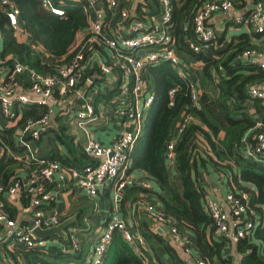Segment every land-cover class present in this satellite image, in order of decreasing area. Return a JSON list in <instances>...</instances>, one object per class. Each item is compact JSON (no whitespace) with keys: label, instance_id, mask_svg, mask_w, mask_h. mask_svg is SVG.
<instances>
[{"label":"built area","instance_id":"built-area-1","mask_svg":"<svg viewBox=\"0 0 264 264\" xmlns=\"http://www.w3.org/2000/svg\"><path fill=\"white\" fill-rule=\"evenodd\" d=\"M68 2L84 6L89 27L78 35L71 50L72 57L61 63L54 73L45 74L18 59L4 57V35L0 30V128L15 127L17 141L23 147V154L18 155L0 141V158L6 152L18 160L25 159L28 164L32 159H38L37 168L27 178L12 177L8 188L0 185V264H18L5 250L4 239L12 244L39 249L57 250L55 245L60 247L59 251H66L63 238L67 236L74 250L79 249L82 229L72 224L73 217H67V214L50 206L54 200L52 185L58 183V186L65 188L70 182L84 191L86 199L92 204L91 213H96L99 209V191L109 193L112 201L104 228L90 246L86 259L79 264H103L116 230L121 231L137 251L146 246V241L137 228L142 210L155 219V229L164 234L192 264H209L194 251L190 235L172 223L147 196L142 195L130 204L127 217L122 210L121 201L124 190L129 186H140L147 190L154 187L147 177L132 170L131 158L143 132L147 113L155 101L152 93L153 76L148 67L162 62L174 66L179 76L188 83L193 105L199 108V78L204 64L193 53L219 57L215 50L221 44L219 45L218 30L212 25V21L220 14L233 11L235 0L202 1L191 16L192 20L183 21L185 31L192 24L197 39L188 40L181 48L171 31L173 0H60V4H56L54 0H40V6L46 13L63 16L66 12L63 5ZM0 13L7 17L16 34L24 32L20 10L13 0H0ZM235 22L264 37V0H255L249 15H239ZM26 41H30L29 38ZM32 46L35 51L45 55L39 44L32 43ZM10 59L12 65L8 64ZM242 59L264 71V47L260 44L244 50ZM213 74L218 77L217 71L214 70ZM86 83L89 87L83 102L74 110L65 109L64 115L67 117V125L70 121H76L86 130L87 139L83 147L92 163L66 165L52 161L42 154V147L39 145L43 137L50 133L52 123L59 113L50 101L54 100L59 106L66 104L71 95L78 94L81 97L84 90L81 88ZM110 87L116 89L115 96L109 101L118 115L121 129L111 144L104 145L89 135L87 122L95 121L104 114V109H100L102 105H95L90 100L95 97L96 92H108ZM177 89L173 87L169 91L170 105H173ZM249 93L259 101L261 110L257 111L253 107L257 123L243 137L240 153L247 159L260 161L264 159V79L252 86ZM33 104L41 107L39 112L21 122L25 111ZM194 120L193 113L185 109L174 132L182 133ZM175 142L176 138L167 145L166 160L169 168L175 167ZM23 198L28 200V204H23ZM16 204L20 206L19 216L21 214L26 217L28 222L20 224L19 218L10 216L7 207L11 209ZM204 204L213 219L214 233L231 243H238L241 238L251 236L258 226H264V212L253 206L251 195L246 190L230 189L226 193L225 203L208 192L204 196ZM65 221H70V227L64 230L62 237L56 235L44 239L36 235L37 229L48 230ZM85 222L86 225L91 223L85 231H92L90 215L85 217ZM53 238H57L58 242L51 244Z\"/></svg>","mask_w":264,"mask_h":264},{"label":"trees","instance_id":"trees-1","mask_svg":"<svg viewBox=\"0 0 264 264\" xmlns=\"http://www.w3.org/2000/svg\"><path fill=\"white\" fill-rule=\"evenodd\" d=\"M13 1L20 10V21L30 41L16 34L7 17L0 13L4 57L18 59L45 74L54 73L61 63L72 57L71 50L78 35L89 27L84 6L68 2L63 5L65 15L58 16L43 11L40 0ZM54 1L60 4V0ZM202 1L204 0H173L171 31L176 36L180 48L185 46L188 40L197 39L192 24L188 31H185L183 21L192 20L191 16ZM234 39L227 48L217 47L215 52L218 58L193 53L204 64L199 78V108L193 105L188 83L179 76L174 66L162 62L157 66L148 67L153 76L152 93L155 101L147 113L143 132L131 153V158L132 170L142 172L153 182L154 187L147 190L140 186H129L124 190L121 201L122 210L127 217L130 204L142 195L147 196L172 223L190 235L194 250L197 249L209 264L236 262L230 247L233 244L214 233L213 219L204 206L205 195L198 178L202 169L217 171L227 179L231 190L248 191L253 206L264 212V163L247 159L240 153L243 137L257 123L253 107L257 111L261 110L259 101L250 96L249 90L264 79V71L242 59L243 51L254 45L252 38L242 35ZM32 43L39 44L51 59H46L42 53L35 51ZM12 59L8 61L9 65H12ZM214 70L218 72V77L214 76ZM173 87L178 89L173 105H170L169 91ZM107 93L106 98L110 100L116 89L111 88ZM40 108L39 106V110ZM185 109L193 113L195 120L182 133H175L176 123ZM39 110H26L21 122L28 117H34ZM55 120L57 126L52 129L54 138L49 145L51 150L49 155L45 154L48 159L66 165L92 163V159L84 152L83 145L67 133V126L62 119L56 116ZM15 132V127L0 128V141L10 147L11 152L22 155L23 147L19 145ZM174 138V163L179 184L173 178L166 160L167 145ZM59 144L65 147L66 153H63ZM37 166L38 159H32L28 164L25 159L18 160L5 152L0 158V185L8 188L12 177L27 178ZM85 200L86 205H72L67 213V217H73L72 224L85 233L84 241H81L82 245L80 242L78 250H74L69 239L65 243L66 251L17 245L4 239L5 250L18 264H69L77 260L82 262L91 233L85 231L87 225L82 227L83 219L90 214L92 208L91 202ZM22 202L28 204L25 198ZM18 205L7 209L12 218H19V223L24 224L28 219L21 214L19 216ZM139 217L137 228L144 237L146 246L137 251L124 238L122 232L116 230L103 264H192L164 234L155 229V219L148 212L140 211ZM235 247L241 255L239 264H264V226H258L251 236L241 238ZM163 251L168 255L169 261H163Z\"/></svg>","mask_w":264,"mask_h":264},{"label":"crops","instance_id":"crops-1","mask_svg":"<svg viewBox=\"0 0 264 264\" xmlns=\"http://www.w3.org/2000/svg\"><path fill=\"white\" fill-rule=\"evenodd\" d=\"M255 0H235V8L233 11L226 13V14H220L216 16L213 21L212 25H214L218 30V37L220 41V47H228L231 42H233L235 39L242 35H248L252 38V43L260 44L262 47H264V37L261 35L257 36L254 34V32L249 31L246 27H242L240 25H237L235 22V18L239 15L247 16L250 13V9L252 7V4ZM230 34H232L230 36ZM27 40V39H26ZM262 41V43H260ZM44 53V52H43ZM44 57L46 59H51V56L44 53ZM96 80V78H95ZM89 87V85H84L81 89H84L81 93L83 96H79L78 94L71 95L67 98L66 104H60L55 103L54 100L50 101V103L56 106L59 113L57 114V117H60L64 124L67 126V133L70 136H73L75 138V141L77 143L84 144L85 140L87 139L86 130H84L79 124L74 121H70L67 125V117L64 115V110L67 108L70 109H76L80 106V104L83 102L84 94H86V89ZM113 87H110V89ZM95 94V92H92ZM108 93L105 90H102L100 92H96L95 97L90 100L95 105H102L100 106V109H104V114L100 118H98L95 121L87 122V132H89V135H91L93 138L99 140L104 145L111 144L114 139L119 135L120 133V120L118 116L111 114V111L109 107H107V100L106 95ZM80 103V104H79ZM57 104V105H56ZM37 111L39 110V106L36 104L30 105L28 111ZM256 112V111H255ZM60 115V116H58ZM56 118V117H55ZM57 126V121L54 119L52 123L51 131L48 135H45L43 139L40 141V146L42 147L41 151L42 154L49 155V152L51 150V147H49L51 139L54 138L52 129ZM56 128V127H55ZM60 149L63 151V153H66V149L62 144L58 145ZM173 178L179 184V181L177 180V172L176 168H169ZM136 173L138 175L142 174V172H139L136 170ZM200 180L201 187L204 191V195L208 192L215 195L222 203H225V197L226 193L230 191L231 187L227 182V179H223L217 171L212 170H205L202 169L200 171V174L198 176ZM52 187L54 188V200H53V207L57 208L64 214H67L69 210L71 209L72 205H81L82 203L86 205V195L84 191L78 187L77 185L73 184L72 182L69 183V185L65 188L58 186V183L53 184ZM103 195L100 197H97L98 203H99V209L96 211V213L90 212V217L92 218V223L99 226L101 221L104 218L103 211L107 208L106 199L110 198V207L112 208V201L111 196L109 193H104L102 191ZM89 205V204H87ZM205 206V204H204ZM92 207V206H90ZM206 208V206H205ZM111 212V211H110ZM109 216L107 217V219ZM107 219L103 222V224L106 223ZM92 231L90 233V236H88V243L92 245V243L97 239V237L93 238ZM85 237V233H84ZM82 238V235H81ZM84 239H82V242ZM233 246L231 247L232 255L235 259L236 264H239V259L241 258V255L236 250L235 244L231 243ZM195 248V246H194ZM193 248V249H194ZM197 250V249H196ZM196 250H194L196 252ZM89 250L86 252L85 255H87ZM163 261H169L168 255L162 252Z\"/></svg>","mask_w":264,"mask_h":264},{"label":"rangeland","instance_id":"rangeland-1","mask_svg":"<svg viewBox=\"0 0 264 264\" xmlns=\"http://www.w3.org/2000/svg\"><path fill=\"white\" fill-rule=\"evenodd\" d=\"M232 34H230V36H231ZM20 36H22V38H25V39H28L29 38V35L26 33V32H23ZM41 49V48H40ZM97 88H99V87H97ZM94 90H96V88H94ZM115 96V95H114ZM107 107H109V109H110V111H111V114L113 113V115H116V116H118L117 114H116V111H115V109H113V107H111V104H110V101H108L107 102ZM259 163H264V159H261L260 161H258ZM101 195H103V193H102V191H99V194H98V196L97 197H100ZM106 204H107V208L103 211V214H104V218H103V220L101 221V223L99 224V226L98 225H96V224H94V223H92V225H93V230H92V234H93V238H95V237H97V235L99 234V232L101 231V229L102 228H104V224H103V222L107 219V217L110 215V211H111V207H110V198L108 199V197H107V199H106ZM84 220V226H82V227H85L86 226V222H85V218L83 219ZM90 224L91 223H87V226H86V228L87 227H89L90 226ZM81 235H82V239H84V231H81ZM68 238H67V236L66 237H64L63 238V243H66ZM51 244H55L56 242H58V240H57V238H53L52 240H51ZM81 245H82V242H81ZM83 245H85V244H83ZM90 246H91V244L90 243H88V244H86V246H85V250H86V252L90 249ZM53 247V246H52ZM54 247H56L57 248V250H59L60 249V247H57V246H55L54 245ZM61 251V250H60ZM86 259V255L84 254V258L82 259L83 261ZM77 262H78V264L81 262V260H77Z\"/></svg>","mask_w":264,"mask_h":264},{"label":"water","instance_id":"water-1","mask_svg":"<svg viewBox=\"0 0 264 264\" xmlns=\"http://www.w3.org/2000/svg\"><path fill=\"white\" fill-rule=\"evenodd\" d=\"M69 227H70V221H65L63 224L55 228H51L48 230L37 229L36 235L44 239H48L56 235L62 237L64 236V230H67Z\"/></svg>","mask_w":264,"mask_h":264}]
</instances>
